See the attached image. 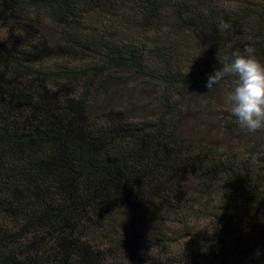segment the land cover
Returning a JSON list of instances; mask_svg holds the SVG:
<instances>
[{"label":"trees","instance_id":"16d2710c","mask_svg":"<svg viewBox=\"0 0 264 264\" xmlns=\"http://www.w3.org/2000/svg\"><path fill=\"white\" fill-rule=\"evenodd\" d=\"M246 45L264 0H0V264H264Z\"/></svg>","mask_w":264,"mask_h":264},{"label":"clouds","instance_id":"9594fccd","mask_svg":"<svg viewBox=\"0 0 264 264\" xmlns=\"http://www.w3.org/2000/svg\"><path fill=\"white\" fill-rule=\"evenodd\" d=\"M218 28L227 30L230 25L221 20ZM228 77H235L227 102L239 127L248 133L264 130V61L254 46L233 49L229 62L207 77L205 87H218Z\"/></svg>","mask_w":264,"mask_h":264}]
</instances>
